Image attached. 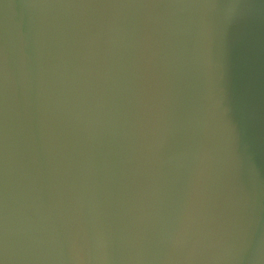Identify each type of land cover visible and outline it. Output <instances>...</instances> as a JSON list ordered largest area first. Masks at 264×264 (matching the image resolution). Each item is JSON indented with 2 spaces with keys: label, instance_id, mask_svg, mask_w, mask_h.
I'll list each match as a JSON object with an SVG mask.
<instances>
[{
  "label": "water",
  "instance_id": "95a60500",
  "mask_svg": "<svg viewBox=\"0 0 264 264\" xmlns=\"http://www.w3.org/2000/svg\"><path fill=\"white\" fill-rule=\"evenodd\" d=\"M0 264H264V0H0Z\"/></svg>",
  "mask_w": 264,
  "mask_h": 264
}]
</instances>
